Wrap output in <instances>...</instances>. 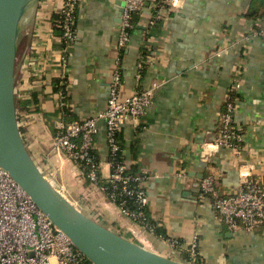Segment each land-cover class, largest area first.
<instances>
[{"label":"crops","instance_id":"1","mask_svg":"<svg viewBox=\"0 0 264 264\" xmlns=\"http://www.w3.org/2000/svg\"><path fill=\"white\" fill-rule=\"evenodd\" d=\"M155 1L148 0L140 11L120 57L124 0H79L76 39L64 67L60 39L51 28V16L62 1L39 0L22 21L17 41V120L26 148L43 176L82 213L149 251L187 262V248L195 241L201 264H264V234L230 232L197 197L199 180L206 175L214 177L218 191L237 185L240 166L254 178L264 177V40L252 35L264 27V0H182L180 7L169 0L158 13L160 23L149 30ZM254 7L259 18L253 23L247 16ZM141 49L148 65L137 80ZM32 59L35 78L25 66ZM117 72L120 99L157 86L145 116L125 123L119 137L126 167L144 176L147 216L165 237L123 214L78 166L52 149L58 123L69 125L105 109ZM63 75L64 101L52 85ZM230 90L238 96L233 122L241 130L242 150H218L208 164L201 159L202 145L213 139ZM32 93L36 103H18ZM97 126L95 155L105 184L109 150L105 125ZM180 171L182 177L176 175ZM167 239L178 240L179 248Z\"/></svg>","mask_w":264,"mask_h":264},{"label":"built area","instance_id":"2","mask_svg":"<svg viewBox=\"0 0 264 264\" xmlns=\"http://www.w3.org/2000/svg\"><path fill=\"white\" fill-rule=\"evenodd\" d=\"M61 6L56 11L63 15L62 38L67 43L76 39L74 29V12L79 0H61ZM148 0H124L120 16L119 37L117 48H125L129 44L130 30L133 25L132 15L140 12ZM167 4L170 5L169 0ZM151 24V20L149 22ZM252 35L264 40V27H259ZM32 43L30 50L35 49ZM60 63L67 67L69 58L60 52ZM36 62L34 59L26 62L29 77H36ZM140 67V65H139ZM139 70V68H138ZM27 79V75L25 80ZM140 74H137V80ZM120 77L118 72L114 76L113 84L109 89L105 109L94 117L83 118L69 125L58 123V134L52 140V149L80 168L85 179L96 189L106 192L100 180V163L98 157L92 154L95 151V136L98 134V123L105 125V140L109 150L107 163L110 174L106 180L110 192L106 195L108 200L115 204L119 210L134 221H145L144 207L147 203L146 192L143 190L144 176L134 174L126 175L125 164L115 163L114 156L120 151L116 134L127 122H136L145 116L154 100L156 85L136 91L131 96L120 99L118 85ZM234 117V107L227 106L222 115L223 128L214 135L213 139L203 144L205 152L202 161L213 162L218 150L230 149L241 151L235 143L241 142V135L231 129ZM218 146L215 150L208 146ZM248 174L245 175L244 173ZM182 177L180 171L176 174ZM121 197L135 200L139 211L129 214L121 209L125 202ZM198 200L211 206L223 225L232 233L264 234V177L254 178L253 173L244 166L238 168V183L235 187L218 191L214 177L206 175L198 183ZM120 202L117 204L116 202ZM144 225V224H143ZM172 248H179L178 240H166ZM188 264H201L198 262L197 243L193 241L187 248ZM0 264H92L84 255L76 250L70 239L57 229L48 217L42 213L10 177L0 168Z\"/></svg>","mask_w":264,"mask_h":264},{"label":"water","instance_id":"3","mask_svg":"<svg viewBox=\"0 0 264 264\" xmlns=\"http://www.w3.org/2000/svg\"><path fill=\"white\" fill-rule=\"evenodd\" d=\"M39 0H0V168L92 264H188L149 251L82 213L43 176L22 138L16 108L17 41Z\"/></svg>","mask_w":264,"mask_h":264},{"label":"trees","instance_id":"4","mask_svg":"<svg viewBox=\"0 0 264 264\" xmlns=\"http://www.w3.org/2000/svg\"><path fill=\"white\" fill-rule=\"evenodd\" d=\"M168 7V4H167V0H156L154 2V7H153V19L151 20V24H149V30H152L154 27L157 26V24L160 23V19H159V11L162 10V9H166ZM77 8L78 6L76 7V10L74 12V18L76 20V11H77ZM256 9L254 7V9L252 8L251 11L248 13V19L251 21V22H255V20L257 18H259L258 14L256 13ZM264 13V11H263ZM140 12H135L133 15H132V18H131V22H132V29L130 30V35L132 34V31H134L136 28H137V25H138V20H139V15ZM62 25H63V15L61 13H58V12H54L51 16V28H52V32L53 34L55 35V37H58L60 39V50L62 52V55H64V57L66 58H70V55H71V45H73V43H67L65 40H63L62 38V33H63V30H62ZM74 29H75V22H74ZM257 26H255V29H256ZM152 28V29H151ZM124 50L125 48H122L119 52V56L122 57L123 54H124ZM147 59H148V55L145 51V49H141L140 50V55H139V58H138V64L140 65L139 67V73H140V80L143 78V76L145 75L146 73V68H147ZM62 78H57V79H54L52 81V85H53V88H54V91L55 92H58L61 94L62 96V100L64 101L68 96V88L66 86V80H67V77L66 75H63L61 76ZM237 94H236V91L235 90H230V92L228 93L227 97L225 98L223 104H222V107H221V110H220V113H219V121H218V128L215 132V134H217L222 128H223V121H222V115H224L227 111V106L228 105H232L234 107V111H235V99H237ZM32 101V102H31ZM29 102L31 103H36L37 102V96H36V93H32L31 95V98L30 99H26L24 100V102H18L19 104L20 103H24V104H29ZM231 129L236 133V134H240L241 135V130L237 128L236 124L234 122L231 123ZM120 134H116V140H117V143L120 147V151L114 156V162L117 164V163H122V164H125L124 163V158H123V154H122V144H121V140H120ZM237 146L241 147L242 146V141L240 143H235ZM92 154L95 155V151L92 152ZM211 168V166H209ZM134 172H135V168L134 167H130V168H127L126 171H125V174L126 175H130V176H133L134 175ZM87 181V180H86ZM88 182V181H87ZM103 186H105L107 188L106 192L105 193H109L110 192V187L108 185V183H105L103 184ZM120 200H124L125 202L121 205V209L123 211H126L128 212L129 214H134V213H137L139 211L138 209V206L136 205L135 203V200L133 198H129V197H121ZM117 204H119L120 202H116ZM144 211V215H145V221L144 222H140L141 224H144L148 229H150L151 232H153L154 234H158V236H163L165 237L161 232H160V229H158L155 224L148 218L147 216V213H146V210H145V207L143 209ZM186 261H189V255L188 257L186 258ZM197 264V263H196Z\"/></svg>","mask_w":264,"mask_h":264},{"label":"clouds","instance_id":"5","mask_svg":"<svg viewBox=\"0 0 264 264\" xmlns=\"http://www.w3.org/2000/svg\"><path fill=\"white\" fill-rule=\"evenodd\" d=\"M173 2H174V6H175V7H180L181 4H182V0H173ZM208 147H209L210 149L215 150L218 146L209 145ZM244 174L247 175L248 173L245 172Z\"/></svg>","mask_w":264,"mask_h":264}]
</instances>
